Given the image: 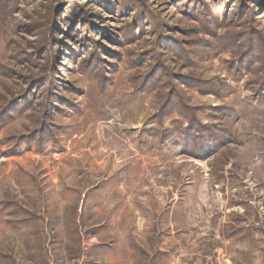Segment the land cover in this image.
Listing matches in <instances>:
<instances>
[{
	"label": "rangeland",
	"instance_id": "obj_1",
	"mask_svg": "<svg viewBox=\"0 0 264 264\" xmlns=\"http://www.w3.org/2000/svg\"><path fill=\"white\" fill-rule=\"evenodd\" d=\"M3 3L0 264H264V0Z\"/></svg>",
	"mask_w": 264,
	"mask_h": 264
},
{
	"label": "trees",
	"instance_id": "obj_2",
	"mask_svg": "<svg viewBox=\"0 0 264 264\" xmlns=\"http://www.w3.org/2000/svg\"><path fill=\"white\" fill-rule=\"evenodd\" d=\"M10 3H11V0H4V3H3L4 6L2 7L4 15L7 14L6 12H9L8 10L10 9V6H11V5H9ZM188 110H190V109H188Z\"/></svg>",
	"mask_w": 264,
	"mask_h": 264
}]
</instances>
